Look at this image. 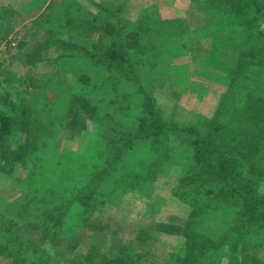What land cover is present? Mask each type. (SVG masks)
<instances>
[{
    "label": "rangeland",
    "instance_id": "obj_1",
    "mask_svg": "<svg viewBox=\"0 0 264 264\" xmlns=\"http://www.w3.org/2000/svg\"><path fill=\"white\" fill-rule=\"evenodd\" d=\"M259 9L244 4L236 10L232 0H0V114L19 115L27 100L31 117L39 115L30 135L41 157L35 178L40 187L47 179L53 191L46 207L38 204L35 212L59 207L55 220L48 218L51 231L25 223L18 233L15 227L9 233L26 264L34 259L35 264H107L115 257L121 259L118 264H131L125 257L134 264H192L185 258L187 232L219 243V250L212 245L204 255L210 264H250L252 256L262 258L264 240L257 248L252 238L264 237L263 227L254 225L258 232L247 237L230 231L240 196L226 209L217 200L186 230L190 212L199 205L190 204L195 190L183 172L190 165L194 172L199 163L194 158L183 167L175 165L184 157L179 147L170 164L166 159L172 151L154 159L151 142L137 140L114 170L103 173L115 141L130 140L129 134L137 132V117L147 114V102L180 128L218 114L223 130L245 134L246 106L264 100ZM108 22L113 37L102 30ZM142 24L141 47L126 49L123 61L117 54L120 43L129 42L125 35ZM38 49L43 59L27 64L26 53ZM82 74L85 83L78 80ZM127 104L133 109L125 110ZM25 140L28 134L16 128L0 140L4 225L16 219L17 204L10 205L23 195L28 173L14 165L6 146L15 149ZM260 140L242 164L264 197V137ZM149 168L155 177L147 175ZM143 178L146 183L131 193L130 181ZM83 181L98 185L89 213L77 194ZM214 186L208 183V190ZM122 251L128 255L119 256ZM0 264H12V259L0 256Z\"/></svg>",
    "mask_w": 264,
    "mask_h": 264
},
{
    "label": "trees",
    "instance_id": "obj_2",
    "mask_svg": "<svg viewBox=\"0 0 264 264\" xmlns=\"http://www.w3.org/2000/svg\"><path fill=\"white\" fill-rule=\"evenodd\" d=\"M244 4H253L260 7L256 14H262L264 18V0H232V6L236 10H239ZM235 12L238 13L237 11ZM102 30L107 37H113L115 35L114 27L109 22L103 25ZM142 31H145L143 29V24L141 26L138 25L136 29L125 35L129 42H121L117 52L119 58L123 61L127 60L126 54H128V52H126V49L138 50L141 47L140 42ZM25 57H27L26 62L29 65H35L43 59L40 49L29 51L26 53ZM118 69L124 70L122 66H118ZM128 72L130 74L133 70H128ZM124 74L127 73L125 72ZM78 80L80 83H85L86 75H79ZM33 84L34 82L29 86L30 88L28 91H25V93H29L30 90H32L31 86ZM27 96H29V94ZM258 102L259 105L254 108L249 105L246 106L248 115L246 119V132L244 135H236L233 134L232 131L223 130V126L218 123L216 119L218 114L213 120L203 119L194 127H177L163 120L157 110L155 108L153 109V104L147 102V114L138 115L137 117V132L135 134H129V136H132L130 140L123 141V139L119 138V140L115 141L113 145L115 146L114 152L105 156L110 165H108V167H103L105 168L103 173L110 172L111 169L114 170L115 163L119 156L124 154L127 146L129 147L137 140L141 142H151L150 151H153V154L157 155L154 156V159L159 155L164 154L166 151H172L170 159H166L170 164H173L174 152L177 147H179L184 151V157L180 159L181 161L177 160L174 163L175 165L180 164L181 167H183L186 160L192 159L193 162L194 158L199 163L194 172L193 165H190L183 172L185 179L188 180V187H190L192 191L195 190L193 192V194L195 193L193 201L190 204L199 205V209H193L190 212L187 221L188 227L186 226V230L187 228H190V225H197L202 212H205L206 208L212 206L214 202L217 203V200L220 201V204L218 205H227L223 208L226 209L228 208V205L232 203L233 198H238L240 196L238 199L239 201H236L238 209L234 211V221L236 225L233 226L230 231L245 235L246 237L253 235L258 232L256 227H253L254 225H257L258 230L262 227L264 228V197L258 194L254 187L255 179H252L249 176V173L246 172L242 161L251 157L249 155L259 146V143L261 142L260 138L264 137V100L259 98ZM26 103L27 100L23 103L24 105L20 109L22 114L20 113L17 116L0 114L1 141H3L5 137H9L11 130L14 128L28 134V140L19 144L17 148L10 149L6 146V150L14 165L18 164L20 167H24L28 170L27 178L24 180L23 195L10 205L13 206L17 204L15 213L13 214L16 219L9 225H4V219L7 215L4 211L0 212V256L11 258L12 264L27 263V261L20 258L24 253L20 251L21 249L18 246L17 240H14L9 236V233L13 231V228L15 227L18 233V231L24 227L25 223H27L35 228H41L46 232L51 231L48 230L51 229L48 227V218L55 220L56 215L54 213H58L59 210V207H55L52 211L39 212L41 210H38L35 212L38 204H42L43 209L46 207L45 205L48 203V196L52 194L53 190L51 187L49 189L47 179L41 183L40 187V181L35 178L37 169L35 163L37 164L41 157L39 156L40 154L37 153L38 149L33 150L32 147L34 146V143L31 141L30 135L35 133L32 132V124L33 122H38L39 115L37 118L31 117V107ZM135 107L138 111L140 108H143V106H140L139 104ZM123 108H125V110L133 109L128 104ZM141 111L142 110H140V113ZM225 137H228V139L226 140ZM236 137L238 138L236 139ZM239 156L242 159H239ZM159 169L161 168L159 167ZM147 175L150 177L156 176H152L153 168H149ZM97 177L98 175L95 178ZM130 182L131 184H128V188L131 190V193H134L135 190H140L142 184L146 183L144 178L139 180V182ZM208 183L215 185L213 190H208ZM97 189L98 185L93 187L91 181H83L77 189V194L79 195L78 199L80 201L79 204L82 205L83 210L87 213H89L90 209H95V200L98 196ZM235 192H237V195L234 197L233 194ZM202 197H204V199H202ZM7 207L9 206L7 205L6 208ZM33 221L34 223H32ZM260 233L263 234L262 232ZM186 234L188 240L186 242L185 258L190 259L192 264H210L204 260V255L208 253L210 248H212V245L216 250H219V243H214L210 238H203L198 233L187 232ZM252 239L254 247H263L262 244L264 237ZM261 251H263L262 258L252 256L250 264H264V247ZM121 255L127 256L128 254L125 252L123 253L122 251L119 256ZM117 258L118 257H115V259L109 261L107 264H113L116 261V264L120 263L121 259ZM125 258L127 260L129 259L128 261L131 262V264H134L129 257ZM31 262L32 264H35L36 261L34 259Z\"/></svg>",
    "mask_w": 264,
    "mask_h": 264
}]
</instances>
